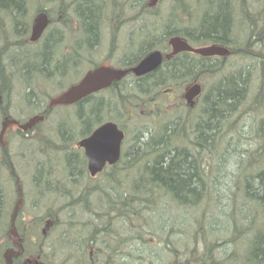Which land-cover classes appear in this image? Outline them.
Instances as JSON below:
<instances>
[{
	"label": "rangeland",
	"instance_id": "374dc122",
	"mask_svg": "<svg viewBox=\"0 0 264 264\" xmlns=\"http://www.w3.org/2000/svg\"><path fill=\"white\" fill-rule=\"evenodd\" d=\"M77 1H80L78 11L74 7L75 0H17L0 6V50L8 45L5 52L0 54V132L5 113L21 121L41 114L47 105L45 98L53 97L77 82L92 66L90 59L99 63L109 54L114 60L118 59L126 47L121 39L124 31L131 27V21L136 20L137 26V20L142 19L136 17L138 7L130 6L129 2L133 0ZM172 1L176 2L173 4L174 11L189 20L200 16V11L204 9L201 3L205 0H160L157 7L164 8ZM69 2L73 4L71 8L68 7ZM122 2L123 5H119ZM81 5L84 10L90 6L91 13H85ZM42 8L48 10L50 24L37 41L29 42L33 18ZM61 12H64L62 20ZM216 13L208 11L209 15ZM237 13L238 6L228 1L225 12L227 35L217 38V43L234 51V54L222 60H183L187 69L184 82L175 81L176 85L169 87L171 84L168 85L166 79L150 76L134 88L132 106L127 103L120 105L112 87L106 92L97 93L87 102L52 110L35 128L10 133L6 137L5 148L1 147L5 138L0 136V176L6 177V170L11 168L7 180L0 181L12 191L9 201L7 198L10 210L18 199V192L21 193L20 210L23 216H19L30 222L28 235L46 229L44 223L54 221L53 212L60 220H65L55 225L56 228L50 226L46 229L44 236L38 234L36 244L40 252L47 255L55 252L57 256L53 257L60 258L57 264H92L93 258L87 256H94L95 259L100 256L103 264H264V241H260L262 237L259 232L253 231L248 237L250 239L239 238L234 243H222L231 223L226 212L232 206H227L228 209L225 208L219 216L213 211L206 212V221H216L220 226L215 231L213 229V233H199L202 207H181L163 196L156 199L151 197L149 203L134 201L122 188L103 180V176L94 180L88 178L84 153L76 148V143L98 121L111 118L123 122L130 118L128 141L145 144L150 151L161 154L168 161L189 162L195 173H203L209 178L214 190L219 189L224 197L232 195L236 206H254L264 210V194L257 191L264 184V177L257 172L241 173L237 166L250 154L264 168V65L250 80V88L247 83L243 84L246 99L236 124V129H239L237 136H227L202 152L183 144L167 143L154 133L160 123L162 131H170L169 119L172 124L178 119L180 126L184 111L181 108L183 94L198 75L206 76L202 81L205 88L212 84L220 90H231V82L236 80L237 75L242 77L246 65L239 51L237 54L243 36L251 37L249 39L253 40L255 51L264 57V27L261 25L252 29L250 25L243 24L247 19L243 11L239 16L240 23L242 20L239 29L236 26ZM89 15L91 27L100 30L97 43L89 42ZM221 15L224 17V13ZM171 17L170 9H165L151 20L164 26ZM149 22L152 23H142L132 30L133 39L140 36L138 42L142 44V49L145 47L143 36ZM62 33L70 36L62 42L58 39L56 47L57 38ZM55 34H58L57 38ZM162 37L147 41V44L151 43V49L164 50L167 37ZM66 40L72 44L70 52L76 50L80 54L81 61L77 68L72 66L73 63L66 65L67 59L62 60L60 65L54 64V61L63 58L62 55H70L67 52L69 49L62 47ZM147 49L145 47L142 52L145 53ZM46 52V62L51 64V71L54 74L60 71L56 79H52V74L43 67ZM235 82L239 87L240 80ZM57 179L61 182H55ZM143 186L142 181L136 180L134 192H152ZM122 199L124 202H121ZM258 217L264 219V212ZM5 221L6 216L0 217V243L7 237V229L2 227ZM88 236L92 238L89 242L86 241ZM259 244L261 251L246 259L244 252L253 254ZM86 248L93 250L89 252L91 254L85 252ZM2 253L0 259L6 264L1 258Z\"/></svg>",
	"mask_w": 264,
	"mask_h": 264
},
{
	"label": "trees",
	"instance_id": "16d2710c",
	"mask_svg": "<svg viewBox=\"0 0 264 264\" xmlns=\"http://www.w3.org/2000/svg\"><path fill=\"white\" fill-rule=\"evenodd\" d=\"M17 0H0V6L4 3H13ZM76 1V0H75ZM208 4L216 5L218 11L213 16L212 14L205 13V19L186 21L188 24H183L184 20L172 12V17L175 24L167 23L163 26L161 36L167 37L175 34H180L185 37L189 42L195 45L208 44L217 42L219 35H222L223 31L227 29L228 20L225 18L226 6L228 2L226 0H206ZM236 3H240L245 0H229ZM263 2V4H262ZM84 7V6H83ZM82 7V10L84 8ZM90 6H87L85 13L90 14ZM246 10L249 24L252 28L256 29L260 24L264 25V0H248L246 6L239 10L236 15V26L240 29L242 21L240 23V12ZM1 13V7H0ZM220 13H224L220 16ZM91 15L87 16V23L91 26ZM220 16V17H219ZM169 20V21H170ZM203 21L200 30L197 32L191 31L187 28L188 25H194L196 22ZM176 25V26H175ZM91 28V27H90ZM245 45L249 50V60L244 65V71L242 77L237 75L236 80H240V86L237 87L235 81L231 82V90H220L216 85H210L204 89V92L200 98V108L197 113L192 116L189 111H185L180 120V126H178V119H175L173 129L170 124V131L155 130L156 137L166 141L167 143L183 144L192 150L197 151L200 149L202 152L214 147L221 142L225 137H235L238 135L237 123L239 114L242 112V107L245 101V95L243 94V84L247 83L249 88L252 86L250 80L258 74L260 67L264 65V57L261 58L254 49V42L248 39V42H241L239 48V54H242V47ZM8 45L4 46L0 53L5 52ZM48 53L46 52L43 57V64L49 65L46 61ZM64 58V56H63ZM180 65L178 60L171 61L166 64L151 76L166 79L168 83H173L176 79L181 77ZM49 73V71H47ZM53 78V75L52 77ZM147 78V77H146ZM146 78L138 80L144 82ZM239 82V81H238ZM242 84V86H241ZM256 91V90H253ZM249 92V90H247ZM120 104L124 106L126 103L130 105V100L125 101L124 89L118 88ZM121 104V105H122ZM174 120V121H175ZM123 155L116 167L105 172V180L110 181L116 186L122 188L129 198L134 201L150 202L151 197L163 196L167 198L170 203H175L178 206L190 208V207H202L203 210L202 224L200 226L201 232L213 233L219 228V224L216 221L207 222L208 211H213L216 215H221L227 206H232L226 216L230 217L231 223H229V230L224 234L222 243L224 245L234 243V241L242 240L243 238L250 237L253 231H257L261 234V242L264 241V219L259 218L264 210L258 209L254 206H246V208H240L236 206V200L232 195L224 197L219 193V189L212 188L210 186L209 178L203 173L200 175L195 173L192 165L189 162H173L165 159L164 156L157 152H152L145 144L134 141H124L123 143ZM128 150L131 153L132 150L136 155L129 157ZM238 170L241 173H260L259 176L264 177V168L261 167L258 162L253 158V155L247 154L243 160L238 162ZM264 179V178H263ZM140 180L143 182L145 189L150 188V194H138L134 192V182ZM157 183L161 182L159 186ZM264 183V181H263ZM261 187V189H260ZM257 189L259 193L264 194V184H261ZM154 190H153V189ZM128 199L127 196L124 197ZM1 202V195H0ZM250 208V210H249ZM249 210V211H248ZM207 212V213H206ZM1 215V211H0ZM205 216V217H204ZM250 239V238H248ZM260 243V242H259ZM220 246V245H218ZM262 246L259 244L253 254L245 251L247 257L255 256L258 251H261ZM237 257V256H236ZM238 259V258H237ZM248 261V260H247ZM260 263H263L260 261Z\"/></svg>",
	"mask_w": 264,
	"mask_h": 264
},
{
	"label": "flooded vegetation",
	"instance_id": "af4514ba",
	"mask_svg": "<svg viewBox=\"0 0 264 264\" xmlns=\"http://www.w3.org/2000/svg\"><path fill=\"white\" fill-rule=\"evenodd\" d=\"M159 1L160 0L150 1L149 4L145 5V9H147L149 7V5L150 6H157ZM69 3H72V2H69ZM173 4L175 5L176 2L172 1L171 3L166 5V7L158 8L154 12H156L158 14L161 11H164L165 9H170V11L172 10L174 12ZM44 9L46 10V13H47V15L49 17V13H48V10L46 8L41 9V11L44 10ZM54 11H55V13H57L56 9H54ZM244 11L246 12V10H244ZM154 12H152L148 16H142V17L140 16L142 19L137 20L139 22L137 26H136V22H135L136 20L131 21L130 24H131L132 30H136V27H138V26L140 27V25L142 23L146 24L148 21H151V18L154 16ZM63 13L62 12L59 13L60 14V20H62ZM175 13H177V12H175ZM177 15L180 17L181 20H185L184 17H182L179 13H177ZM136 17H137V15H136ZM134 19H136V18H134ZM145 19H147V20H145ZM244 20L247 22V19H244ZM144 28H146V27H144ZM68 33H69V31H68ZM68 33H67V35L65 33H62V35H60V36H58V34H55L56 38L58 36L56 47L59 44L58 39L61 42L64 41L65 37L70 36ZM159 36H161V35L159 34ZM165 39L167 41V44H166L167 47L165 46L166 48L164 47L165 48L164 50L157 49V48H152V49L149 48V49L146 50V54L149 53V52L159 51L162 54V62L156 69H154V70H152V71H150V72H148L146 74H143L141 76V79L146 78V77L149 78L154 72H156L158 69L162 68L164 66V64H166L168 62H171V61L178 60V63L181 62L182 64H185L184 61H183L185 59L186 60L188 59V60H191V61H194V62L207 61V60H217V59L222 60V59H226L230 55L234 54V51H230L227 47H225L226 53L224 55H219L218 54V55L203 56V55H201L199 53H196L194 50H184V51H180V52H178L176 54H173L172 53V50H173L172 46L169 44L170 36H167V38H165ZM248 39H249L248 35L246 37L243 36V39H242L241 42H243V43H244V41L248 42ZM184 40L192 48H197V47L201 46V45L192 44L187 39H184ZM241 42L239 41V44H241ZM125 44H126V47H124V48L128 49V42H125ZM211 44L223 46L222 44H219V43H216V42L211 43ZM62 45H63L62 47H64L63 49H66V50L69 49V50H67V52H70V50H72V47H71L72 44H70L68 40H66L64 42V44H62ZM239 48H240V46L237 48V54H238ZM126 53H127V51H126ZM169 53H170V55L166 56V54H169ZM71 54H72V51L70 52V55H68V56L62 55V57L66 56L64 59L68 60L70 58ZM244 54H247V55L249 54V50H248V48L245 47V45H243V47H242V54L241 55L238 54L242 58V60H243ZM261 58H262V56H261ZM125 67H130V66H125ZM186 71H187V69L185 70L184 73L181 72V77L179 79H176V81H178V82L181 81V83L184 82L185 79H187L186 78ZM203 76L198 75L197 79L192 80L193 85L196 84V83H199L201 85V87H202L201 90H203V84H202V81L204 79ZM146 79H144V80H146ZM176 83L174 81L171 84H173V85L175 84L176 85ZM112 87L115 88V95H116L115 97L118 100L119 99V93H118V88L119 87H118V84L114 81L109 88H112ZM109 88H107V89H109ZM107 89H104L101 92H106ZM167 89L170 90L169 88H167ZM183 96H184V94H183ZM91 97L92 96H89V97L83 99L82 101H80V102H78V103H76L74 105H79L80 103L87 102V101H89V99ZM0 103H1V98H0ZM181 104H182L181 108L184 110L182 112V116L184 115L185 111H189V114H192V116H194L196 114V110L199 109V107H200V96H197L192 101H187L183 97L182 100H181ZM66 108H69V106H67ZM3 116H4V118L2 120V127H1V132H0L1 135L0 136H1L2 139L5 138V140L2 141V142H4V143H2L3 146H1L2 148H5L7 146L6 145L7 144L6 137L10 133H15V132L21 131V126H19L16 121H18L20 123L22 121L17 120V119H13L12 117L7 115L6 113ZM108 121L113 122L111 118ZM180 121H182V120H180ZM104 122H106V121H102V122L98 121L97 125L99 126V124H102ZM124 122H125L124 126L123 125H119V124H117V125H118V128L123 132L124 138H125L127 136L128 129L130 127L129 126L130 118H127L126 120H124ZM97 125L94 128L90 129L89 132L85 135V137L89 136V134H91L98 127ZM76 148L80 149L83 153H85V150L83 148H80L78 145L76 146ZM85 158H86V163H87L88 159H87L86 156H85ZM117 163H114L113 165L105 164L100 171L95 172L94 174H91V171L88 168L86 170L87 176H88V178H90L92 180L100 179V177L103 176L102 178L104 180L105 179V177H104L105 176V172L109 171L111 169V167L115 168ZM10 169L6 170V172H7L6 177L0 176V179L7 180V178L9 177L8 172H9ZM1 181H0V195H1V202H0L1 215H0V217L4 218L6 216V221H5V223H4V225L2 227H6L5 229H7L6 240H4V242L0 243V246L3 243H5L4 245H2L0 247V252L3 251L1 258L2 257L4 258L6 264H57V261H59L60 258L57 257V259H56L55 257H53V256H57V254L54 252V253H52L50 255H47L45 253L40 252V249H37L36 239H37L38 234H40L41 236H44L43 234H45L46 229H48L50 226L51 227L53 226L54 228H56L55 225H58V223H60L62 221H65V220H60L57 217L56 213L53 212L52 219L54 221L53 222H51V221L47 222L46 221L44 223V226L46 227V229H41L40 233H39V231H37V233H34V235L31 234L32 236H35V238L32 237L31 235H28V233L30 232V227H31L30 222L27 221L24 217L20 218V216H23V213L20 210L21 209V193L19 194V192H18V199H17L16 203L14 204L13 208L10 210V207L7 205L8 204L7 203V198H8V201H9V197H10L12 191H11V189L8 190V188H6L7 187L6 184H4ZM55 182H59L60 183L61 180L57 179ZM59 185L61 186V184H59ZM121 202H124V199H122ZM8 214L10 216H9L8 221H7V215ZM91 239H92L91 236H88L86 238V241L89 242ZM93 240H94V236H93ZM102 243L104 244V240L102 241ZM108 246H110V244H108ZM97 249L100 251V247H98ZM90 251H93V250L89 249V248L85 249V252H88V254H91V253H89ZM87 257L88 258L89 257L93 258L95 260V262H94V260L92 259V264H103L102 261H101L100 256L97 259H95L94 256H87ZM63 261L65 262V260H63ZM0 264H4L1 259H0Z\"/></svg>",
	"mask_w": 264,
	"mask_h": 264
},
{
	"label": "water",
	"instance_id": "95a60500",
	"mask_svg": "<svg viewBox=\"0 0 264 264\" xmlns=\"http://www.w3.org/2000/svg\"><path fill=\"white\" fill-rule=\"evenodd\" d=\"M48 15L45 11H39L33 18L31 26L30 41H37L48 24ZM169 44L172 46V53L176 54L184 50H194L203 56L224 55L226 50L222 46L207 45L198 48L190 47L187 42L180 37H171ZM171 53V54H172ZM162 62V54L159 51L151 52L142 59L134 68L136 75L146 74L156 69ZM117 72L118 79L123 77L126 71L115 70L109 66L103 65L92 72L86 73L81 81L69 87L65 92L50 100L49 106L69 105L76 103L87 97L90 93L109 87ZM200 92L198 84L192 86L186 93L185 98L192 101ZM44 119L43 115L35 116L29 120L22 129H28ZM123 139V132L113 123H105L97 128L92 135L82 139L79 146L85 149V155L90 162L91 174L100 171L108 162L116 163L120 158V146Z\"/></svg>",
	"mask_w": 264,
	"mask_h": 264
},
{
	"label": "bare ground",
	"instance_id": "6f19581e",
	"mask_svg": "<svg viewBox=\"0 0 264 264\" xmlns=\"http://www.w3.org/2000/svg\"><path fill=\"white\" fill-rule=\"evenodd\" d=\"M150 1H153V0H139V2H138V0H133L132 2H129V3H131L130 6L133 7V8L138 7L137 12H136L137 17H140V16L142 17V16H148L149 14H151L152 12H154L156 9H158L157 6H150V5H149V7L147 9H145V5L146 4H149ZM226 1L228 2L229 0H226ZM247 1L248 0L242 1L240 3V7H239V3L238 2L236 3V6H238V11L240 10V8L242 10L243 7L246 6ZM71 4L72 3H70L68 5V7ZM120 4L123 5V2L122 3H119V5ZM262 4H263V2H262ZM201 5H203L204 9H202L200 11ZM201 5H200L199 10H198V11H200V16L197 17V18L189 19L190 21H192V20H195L196 21V20H198V19H200L202 17H203L202 18V20H203L206 17L205 16V13L208 14V11L209 12H212V13H216L218 11V9H217L216 6L211 5V4H208L206 0L203 3H201ZM71 7L72 6H70V8ZM74 7H75V10L76 11L80 10V1H77V2L75 1ZM81 7H82V5H81ZM153 17H157V13L156 12H154V16ZM189 20H184L183 24L187 25L188 23L186 21H189ZM151 22L152 23L148 26V28L146 29L145 34L143 36V44L147 48H150L151 47L150 46L151 43H148L147 44V41H154L155 39H158V36L162 32V29H163V25L162 24L156 23L155 20L154 21L151 20ZM168 22L171 23V24H175L173 20H170ZM202 23H203V21H199V22H196L194 25H188L187 28L190 29L191 31L197 32L198 30L201 29V27L199 25H202ZM49 24H50V20L48 19L47 26H49ZM243 24L250 25L249 24V21H248V18H247V22H243ZM260 25H262L264 27L263 24H260ZM90 27L91 26H88L87 29H89ZM252 29H254V28H252ZM90 31L91 32H90V35H89V42L94 41L95 43H97V41H98L97 39L99 38V35H100V30L97 29V27H94L93 26V27L90 28ZM131 31H132V28L131 27H128L126 29V31H124V33H123V35L121 37L122 41L128 42V49H124L121 52V54L118 57V59L114 60L110 55H107L99 63H94L90 59V63H91L92 66L89 69L87 68V71L83 74V75H86V73L92 72L95 69H97L98 67L103 66V65L109 66L110 68L115 69V70H121V71L124 70V71H126V73L120 79H118L117 72H115L114 73L115 76L113 78V81H115L118 84L119 89L120 90H123L124 89V93H125L124 94L125 95L124 100L125 101H127V100L132 101L133 100V98L135 97L134 88L137 85H139V84L142 83V82H139L138 81V80L141 79V76L142 75H136L135 74V71H134V68L139 64V62L144 57L148 56L151 53V52H149V53L146 54L145 51H144L145 53L142 52L145 47L142 49V44L140 42H138V38L140 36L137 35L136 36V39H133V36H132L133 35V31L132 32ZM222 33H223L222 36L227 35V33H226L225 30ZM172 36H177V37H180L182 39H186L185 37H183L180 34H175V35H172ZM249 38H251V37H249ZM250 40H252V39H250ZM126 51H127V53H126ZM169 55H170V53L169 54H166V56H169ZM62 60H64V58L57 59L56 61H54L55 62L54 64L55 65H60L61 62H62ZM247 60H249V54L248 55L247 54H244L243 62H246ZM80 61H81L80 54L78 53V51L74 50V51H72L71 58L67 60L66 65H68L70 63H73L72 66L77 68L80 65ZM178 64L180 65V68L178 67L180 69V72H183L184 73L185 70H186V65L185 64H182L181 62H179ZM125 66H130V67H125ZM44 69H46L47 71H49V73H51L55 79H56V77H59L60 76V71L57 72V73H55V74L53 73V71H51L52 70L51 64H49L47 66L45 65ZM67 89H68V87L65 88L63 90V92H65ZM101 91H102V89L101 90H98V91H95V92H92L88 96H92L93 97L94 95H96L97 93H100ZM52 98L53 97H49L48 99L45 98V102L47 104H50V100ZM36 101H38V103L40 102L39 99H37ZM44 112H45V108H44V111L41 114H36V115L34 114L31 117H29L27 120L22 121L21 123L18 122V121H16V120L15 121L17 122V124L19 126H24V125H26V123L29 122V120L31 118H33L35 116H41V115L44 114ZM37 124L33 125L32 127L35 128L37 126ZM134 152H136V151L132 150L131 153H130L129 150H128L129 157L135 156L136 154ZM67 158L68 157L66 156V160H67ZM88 168L90 169L89 159H88V162L86 163L85 170H87ZM160 183L161 182H159V183L156 182L157 186H159ZM251 187L252 188H255L254 185H251ZM145 195H147V194H145ZM139 202H142V201H139ZM147 203H149V202H147Z\"/></svg>",
	"mask_w": 264,
	"mask_h": 264
}]
</instances>
